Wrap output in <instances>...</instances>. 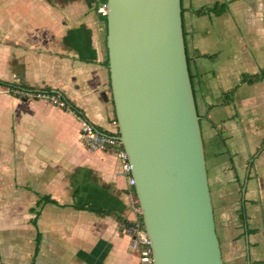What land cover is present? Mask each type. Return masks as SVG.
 <instances>
[{
    "label": "crops",
    "instance_id": "crops-1",
    "mask_svg": "<svg viewBox=\"0 0 264 264\" xmlns=\"http://www.w3.org/2000/svg\"><path fill=\"white\" fill-rule=\"evenodd\" d=\"M102 6L0 0V79L59 90L114 133ZM181 6L222 261L264 264V0ZM127 187L75 114L0 85V264H139L116 219L135 217Z\"/></svg>",
    "mask_w": 264,
    "mask_h": 264
},
{
    "label": "water",
    "instance_id": "water-1",
    "mask_svg": "<svg viewBox=\"0 0 264 264\" xmlns=\"http://www.w3.org/2000/svg\"><path fill=\"white\" fill-rule=\"evenodd\" d=\"M106 48L119 140L154 264H223L181 0H107Z\"/></svg>",
    "mask_w": 264,
    "mask_h": 264
},
{
    "label": "built area",
    "instance_id": "built-area-1",
    "mask_svg": "<svg viewBox=\"0 0 264 264\" xmlns=\"http://www.w3.org/2000/svg\"><path fill=\"white\" fill-rule=\"evenodd\" d=\"M100 10L105 13L106 4H103ZM12 93L21 99L45 101L61 110L72 112L79 124V137L83 147L90 152L109 153L116 157L120 163L121 174L127 179L126 196L135 215L132 220H129L130 225L121 227L122 233L129 238V247L138 255L139 264H154L151 240L144 229L143 221L140 219L141 209L133 189L135 180L131 174L132 164L129 162L128 154L118 138V128L114 133L98 128L84 114L75 113L63 94L56 89L44 91L36 88H14ZM113 123L117 126V121Z\"/></svg>",
    "mask_w": 264,
    "mask_h": 264
},
{
    "label": "trees",
    "instance_id": "trees-1",
    "mask_svg": "<svg viewBox=\"0 0 264 264\" xmlns=\"http://www.w3.org/2000/svg\"><path fill=\"white\" fill-rule=\"evenodd\" d=\"M107 0H100V2L102 4H105ZM182 7V6H181ZM103 17V20L106 22V15H102ZM183 20V19H182ZM182 25H183V21H182ZM183 35H184V29H183ZM184 42H185V35H184ZM185 50H186V56H187V62H188V69H189V73H190V78H191V84H192V87H193V78H192V75H191V72H190V67H189V60H188V55H187V48H186V44H185ZM105 63H106V66L108 67V56H106V60H105ZM264 78V68L257 74H254L252 77H251V81L252 82H256V81H259V80H262ZM0 85L1 86H4V87H7L9 90H12L14 88H21V89H29L31 87H26V86H22V85H15V84H12V83H8L2 79H0ZM42 90L44 91H51L52 89H49V88H43ZM194 92V90H193ZM64 96V95H63ZM65 97V96H64ZM66 98V97H65ZM67 100V98H66ZM68 101V100H67ZM69 102V101H68ZM69 104L73 107V110L75 111V113L77 114H83V112L78 109L75 105H72L70 102ZM114 120L116 121V117H114ZM134 189V188H133ZM49 200V199H48ZM42 202V199H40L38 202H37V205H39L40 203ZM116 219L117 221L119 222V224L121 225L120 227L122 226H128L130 225V221L122 216H116ZM140 219L142 220V218L140 217Z\"/></svg>",
    "mask_w": 264,
    "mask_h": 264
},
{
    "label": "rangeland",
    "instance_id": "rangeland-1",
    "mask_svg": "<svg viewBox=\"0 0 264 264\" xmlns=\"http://www.w3.org/2000/svg\"><path fill=\"white\" fill-rule=\"evenodd\" d=\"M98 128H101L102 129V127H100V126H98V125H96Z\"/></svg>",
    "mask_w": 264,
    "mask_h": 264
}]
</instances>
